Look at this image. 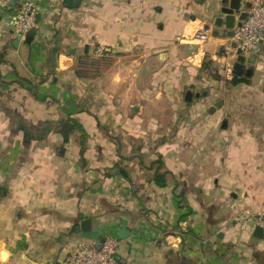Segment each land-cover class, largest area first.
<instances>
[{"label": "crops", "instance_id": "obj_1", "mask_svg": "<svg viewBox=\"0 0 264 264\" xmlns=\"http://www.w3.org/2000/svg\"><path fill=\"white\" fill-rule=\"evenodd\" d=\"M21 1L0 7V264H65L120 228L122 264H264L248 207L215 175L220 139L199 126L219 107L201 69L229 37L222 0H35L29 40L6 23ZM262 51L234 61L252 70L240 81ZM149 121L165 134L142 139Z\"/></svg>", "mask_w": 264, "mask_h": 264}, {"label": "rangeland", "instance_id": "obj_2", "mask_svg": "<svg viewBox=\"0 0 264 264\" xmlns=\"http://www.w3.org/2000/svg\"><path fill=\"white\" fill-rule=\"evenodd\" d=\"M255 57V66L260 71L255 77L236 83L231 81L237 78L236 75L226 71L225 62L204 59L206 67L201 69V73L205 86L202 90L213 95L208 100L210 104L221 100L222 105L215 108L213 116L204 113L199 124L205 138L214 134L220 139L219 145L213 148V154L210 153L220 158L215 162V175L222 181L227 180V186L235 193L237 202L249 208L245 209H252V213L264 210V52L255 54ZM228 60L230 63L238 61L235 57ZM248 66L254 68V64ZM152 124L150 121L144 124L147 128L145 132L140 131L142 139L157 140L165 134L163 128H155ZM190 131L195 132L192 129L187 132L190 134Z\"/></svg>", "mask_w": 264, "mask_h": 264}, {"label": "built area", "instance_id": "obj_3", "mask_svg": "<svg viewBox=\"0 0 264 264\" xmlns=\"http://www.w3.org/2000/svg\"><path fill=\"white\" fill-rule=\"evenodd\" d=\"M249 2L250 6L245 7ZM247 15L240 26L235 23L232 27V35H229L223 47L221 55H211L212 60L223 58L226 63V71L231 72L233 63L228 59L231 57L245 58L250 54L259 52L264 46V0H240ZM9 0H0V7H6ZM39 6L35 0H22L15 10L6 19L11 30L21 37L26 36L32 30L37 21ZM211 34L208 28L200 27L188 40L191 44L202 45L209 40ZM190 44V43H188ZM96 56H104L108 48L103 44H98L94 51ZM198 52V49L196 50ZM196 52H192L194 57ZM192 59V58H191ZM243 213L246 220L252 223L253 227H259L264 238V213H252L245 209ZM119 238L117 232L109 230L103 240L94 245L78 244L71 247L65 264H122L118 259L117 250Z\"/></svg>", "mask_w": 264, "mask_h": 264}, {"label": "water", "instance_id": "obj_4", "mask_svg": "<svg viewBox=\"0 0 264 264\" xmlns=\"http://www.w3.org/2000/svg\"><path fill=\"white\" fill-rule=\"evenodd\" d=\"M9 3H11V0L9 1ZM69 3L71 2L69 1ZM249 6H250V3L246 2L245 7H249ZM221 13L223 14V17L219 16L218 18H216L215 24L221 25V23H223L225 28L227 29L228 35H232L233 33L232 27L234 26V24L236 23L237 26H240L242 23V20H244L247 15V12L245 11L244 6L241 5L240 0H222ZM205 28H208V27H205ZM33 33H34V30L33 29L30 30L29 33L26 35L25 39L29 40ZM251 72L252 70L250 68H245L244 64H242L241 62L233 63V68H232L233 74L237 76H241L243 74L245 76H250ZM188 95L190 94L188 93ZM189 97L190 96H188V98ZM220 104H221L220 100L215 102L211 109H213V107L215 106H220ZM74 229L75 230H78V229L89 230V220L82 219L80 224L78 226H75ZM253 235L258 238H262L261 230L259 227L254 228ZM118 237L120 239L127 237V230L125 228H120L118 231ZM102 240L103 239H101L100 242ZM4 256H5V253H4Z\"/></svg>", "mask_w": 264, "mask_h": 264}, {"label": "trees", "instance_id": "obj_5", "mask_svg": "<svg viewBox=\"0 0 264 264\" xmlns=\"http://www.w3.org/2000/svg\"><path fill=\"white\" fill-rule=\"evenodd\" d=\"M231 81H233L234 83H236L237 81H240L239 79L237 78H234L232 79ZM67 126V125H66ZM69 128L67 127V132H69L68 130ZM63 130V129H61ZM67 132H64L63 133V137L66 139L67 137ZM157 163V168L155 169L154 173H153V181L155 182V184H157L158 186H164L166 184V180H165V176L166 174L168 173L166 170H160V168L162 167V164H161V161L158 159V160H155L152 162V165Z\"/></svg>", "mask_w": 264, "mask_h": 264}, {"label": "flooded vegetation", "instance_id": "obj_6", "mask_svg": "<svg viewBox=\"0 0 264 264\" xmlns=\"http://www.w3.org/2000/svg\"><path fill=\"white\" fill-rule=\"evenodd\" d=\"M235 77L239 78V76H237V75H236ZM240 78H242V76H241ZM186 96H187V94H186ZM188 96H189V95H188ZM187 98H188V97H187Z\"/></svg>", "mask_w": 264, "mask_h": 264}]
</instances>
